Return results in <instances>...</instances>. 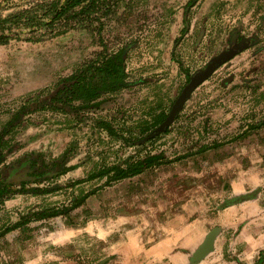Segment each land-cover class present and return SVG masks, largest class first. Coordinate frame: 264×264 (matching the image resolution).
<instances>
[{
  "label": "rangeland",
  "instance_id": "374dc122",
  "mask_svg": "<svg viewBox=\"0 0 264 264\" xmlns=\"http://www.w3.org/2000/svg\"><path fill=\"white\" fill-rule=\"evenodd\" d=\"M36 1L0 0V17ZM188 1L125 0L117 14L103 18L102 44L88 30L65 25L59 34H31L41 40L21 34L0 44V129L27 94L53 89L105 45L109 51L127 48L132 82L116 95H105L101 108L84 111L81 119L36 110L15 128L6 166L27 154L50 162L70 146L69 165L78 166L28 181L27 187L55 190L7 200L0 232L22 213L69 206L95 193L68 215L33 220L0 235V264H174L173 257L184 258L183 251L195 250L193 244L216 227L221 230L214 251L199 264H264V246H257L264 242V0H200L189 10L188 30L175 45L187 27ZM235 31L242 39L232 43ZM243 39L249 46L193 91L167 132L140 145L125 140L150 108L161 103L170 110L187 83L179 60L192 75ZM100 119L111 122L122 137L109 135L98 125ZM214 143L221 145L202 150ZM155 153L163 162L134 177L109 185L107 177L76 182L129 155ZM248 181L249 188L234 192V185ZM234 204L237 223L228 227L221 217ZM195 231L202 239H193ZM253 234L258 238L250 240ZM242 252L244 262L235 256ZM159 253L163 260L154 258Z\"/></svg>",
  "mask_w": 264,
  "mask_h": 264
},
{
  "label": "trees",
  "instance_id": "16d2710c",
  "mask_svg": "<svg viewBox=\"0 0 264 264\" xmlns=\"http://www.w3.org/2000/svg\"><path fill=\"white\" fill-rule=\"evenodd\" d=\"M199 1L189 0L186 4L184 22L187 27L182 30L180 37L176 39L175 45L179 43L182 35L188 30L189 26L187 23L189 20L187 15L189 10ZM124 2L125 0H37L29 7L21 8L4 17H0V44H7L10 39L19 37L21 34H30L26 38L27 40H41L42 37L36 38L31 34L34 32H43L42 35L45 33L59 34L61 31L57 29L61 25H65L67 29L82 27L88 30L94 38L97 36V41L102 44V31L107 24L103 18L117 14L118 8ZM127 52L126 47L109 51L107 45H105L104 49L98 52L95 58L83 62L70 76L57 82L53 89L32 91L24 97L22 105L0 129V211L4 209L6 201L13 198L16 194L28 192L33 195H41L55 190L45 186L27 187L28 181H41L52 176L66 174L78 166L69 165L73 146H70L61 156L52 159L50 162L41 159V154H27L26 156L34 158L31 162V168L36 178H23L22 180L17 179L14 175L10 179L7 169L11 165L6 166L5 162L13 148L11 137L15 135V128L22 122L25 115L36 110H51L61 111L73 117L77 115L81 119L80 115L84 111L99 110L104 103L105 99L103 97L105 95H116L132 85L127 71ZM179 63L187 76V85L193 74L191 75L189 69L180 60ZM178 97L174 100L168 112L166 109L161 108V103L154 110L150 108L151 110L147 112L148 116L142 117L137 125L130 127L132 131H130L128 139L125 140H128L129 144L133 143L134 145L148 142L149 139L143 140L167 120ZM97 122L100 127L107 130L109 135L116 139L122 137V133H119V130L111 122L104 119H100ZM262 124H264V121L260 125ZM256 127L255 125L251 126V128ZM169 129L167 128L165 132ZM134 130L139 133V136ZM220 145L221 143H214L213 145L204 146L202 150L219 147ZM162 158L163 156L157 153L144 157L129 155L123 162L100 167L97 171L89 173L86 179H80L76 182L80 183L85 180L107 177L105 185H109L112 182L143 173L146 169L163 162ZM94 193L95 190H92L83 194L79 198L74 199L69 206L40 207L22 213L19 220L6 225L0 235H5L9 231L22 227L33 220L68 215L71 211L80 207Z\"/></svg>",
  "mask_w": 264,
  "mask_h": 264
},
{
  "label": "water",
  "instance_id": "95a60500",
  "mask_svg": "<svg viewBox=\"0 0 264 264\" xmlns=\"http://www.w3.org/2000/svg\"><path fill=\"white\" fill-rule=\"evenodd\" d=\"M249 46L246 40L243 39L237 45L230 49L221 52L219 55L214 56L207 64L204 69L197 70L190 78V82L183 89L182 93L176 100L170 115L167 120L159 125L154 131H152L143 141L155 137L157 134L164 131L175 119L178 112L183 108L185 101L191 96L193 91L206 79H208L212 73L225 61L234 57L239 51L244 50ZM220 228L216 227L212 229L204 238L203 243L195 250L193 257L191 258V264H197L202 259L207 257L209 253L214 251L216 238L220 232Z\"/></svg>",
  "mask_w": 264,
  "mask_h": 264
},
{
  "label": "crops",
  "instance_id": "0c3cea01",
  "mask_svg": "<svg viewBox=\"0 0 264 264\" xmlns=\"http://www.w3.org/2000/svg\"><path fill=\"white\" fill-rule=\"evenodd\" d=\"M246 184H247V185H251V182L248 181V182H246L245 184H242V182H239V184L234 185V192H236V193H241V192H243L244 190H246L247 188H249V186H247ZM233 206H237V204H234V205L229 206L228 211L230 212V214L227 215V214L225 213V214H223L222 217H221L222 222H224V224H225L226 226H228V227H233V226H235V224L237 223V221H235V218L233 217V215H232V213H231V211L233 210V209H232ZM232 212H233V211H232ZM257 231H258V230H257ZM257 231H256V232H257ZM200 234H201V233H200ZM200 234H199V233L197 234V231H195V232H194L193 239H195V240L202 239V237L200 236ZM62 235H64V234H62ZM67 236H68V235H67ZM69 236H70V235H69ZM252 238L255 239V238H258V237H256V235L253 234V235L250 237V240H251ZM203 241H204V239H202L200 242L197 241L195 244H193V246L196 247V249H197V248L203 243ZM245 241H247V239H245ZM198 242H199V243H198ZM247 242H248V241H247ZM249 242H250V241H249ZM263 244H264L263 240H260V244L257 245V246H264ZM245 246L247 247V246H248V243H246ZM196 249H195V250H196ZM195 250H193L192 252L188 251V249H186L185 251H183V253L185 254V255H184V258H181V257H173L172 260H173L174 264H186V261H187L188 255H190L189 262H190V264H191V258L193 257ZM260 252H261V250L259 251V253H260ZM243 254H244V252H242V253H240V254H237V255H235V256H237V257L240 259L241 262H242V261L244 262V260H245V256H244ZM247 256H249L248 253H247ZM154 258L157 259V260H163L164 255H163V254L160 255V253H159V255H156ZM247 258H249V257H247ZM243 259H244V260H243ZM202 260H203V259H202ZM202 260H201V261H202ZM201 261H200V262H201ZM200 262H199V263H200ZM246 262H247V263H251V260H250V259H246ZM199 263H197V264H199Z\"/></svg>",
  "mask_w": 264,
  "mask_h": 264
},
{
  "label": "flooded vegetation",
  "instance_id": "af4514ba",
  "mask_svg": "<svg viewBox=\"0 0 264 264\" xmlns=\"http://www.w3.org/2000/svg\"><path fill=\"white\" fill-rule=\"evenodd\" d=\"M236 36V39L233 41V37ZM233 37L231 38L230 42L240 41L242 39V36L238 31L234 32ZM34 160L31 156H24L18 161H15L11 164V166L7 169L8 175L10 179L15 175L17 179H30V178H36L34 175L33 169L31 168V162ZM22 174V175H21ZM107 263V262H106Z\"/></svg>",
  "mask_w": 264,
  "mask_h": 264
}]
</instances>
